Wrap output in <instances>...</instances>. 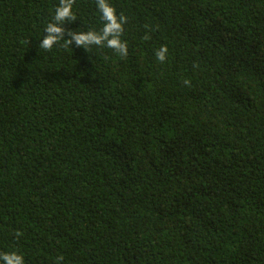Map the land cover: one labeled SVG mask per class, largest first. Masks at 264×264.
Instances as JSON below:
<instances>
[{"label":"trees","instance_id":"trees-1","mask_svg":"<svg viewBox=\"0 0 264 264\" xmlns=\"http://www.w3.org/2000/svg\"><path fill=\"white\" fill-rule=\"evenodd\" d=\"M58 2L0 0V252L264 264V0H109L124 58L64 43L95 0L41 49Z\"/></svg>","mask_w":264,"mask_h":264},{"label":"clouds","instance_id":"clouds-1","mask_svg":"<svg viewBox=\"0 0 264 264\" xmlns=\"http://www.w3.org/2000/svg\"><path fill=\"white\" fill-rule=\"evenodd\" d=\"M95 6L98 10L102 27L96 30L68 32L69 40L64 43H74L77 47L90 49L91 47H103L113 50L120 58L128 54L127 43L121 38L126 23V17L123 14H117L116 10L109 3V0H95ZM73 0H59L55 6L51 21L44 27L46 35L40 41L39 47L44 50L51 49L64 37V23L72 22L76 19L73 12ZM155 61L164 64L168 58V49L161 45L153 52ZM187 83V82H185ZM62 257H57L54 264H60ZM0 264H25L24 256L17 251L0 252Z\"/></svg>","mask_w":264,"mask_h":264}]
</instances>
